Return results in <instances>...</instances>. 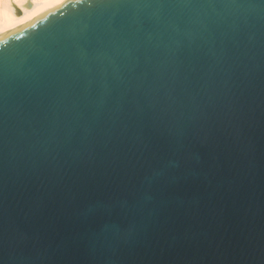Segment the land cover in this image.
Here are the masks:
<instances>
[{"label":"water","instance_id":"obj_1","mask_svg":"<svg viewBox=\"0 0 264 264\" xmlns=\"http://www.w3.org/2000/svg\"><path fill=\"white\" fill-rule=\"evenodd\" d=\"M0 264H264V0L1 25Z\"/></svg>","mask_w":264,"mask_h":264},{"label":"bare ground","instance_id":"obj_2","mask_svg":"<svg viewBox=\"0 0 264 264\" xmlns=\"http://www.w3.org/2000/svg\"><path fill=\"white\" fill-rule=\"evenodd\" d=\"M63 0H0V26Z\"/></svg>","mask_w":264,"mask_h":264}]
</instances>
